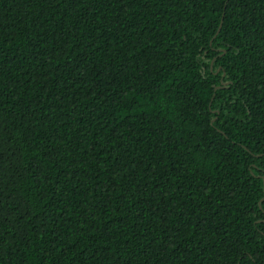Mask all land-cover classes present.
Listing matches in <instances>:
<instances>
[{
  "label": "trees",
  "instance_id": "16d2710c",
  "mask_svg": "<svg viewBox=\"0 0 264 264\" xmlns=\"http://www.w3.org/2000/svg\"><path fill=\"white\" fill-rule=\"evenodd\" d=\"M0 264H264V0H0Z\"/></svg>",
  "mask_w": 264,
  "mask_h": 264
}]
</instances>
